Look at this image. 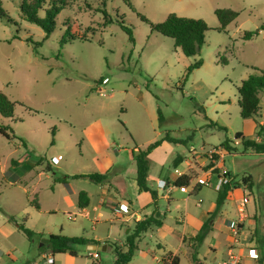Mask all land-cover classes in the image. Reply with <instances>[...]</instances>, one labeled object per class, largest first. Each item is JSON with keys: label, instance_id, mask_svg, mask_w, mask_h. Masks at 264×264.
Returning <instances> with one entry per match:
<instances>
[{"label": "rangeland", "instance_id": "374dc122", "mask_svg": "<svg viewBox=\"0 0 264 264\" xmlns=\"http://www.w3.org/2000/svg\"><path fill=\"white\" fill-rule=\"evenodd\" d=\"M129 2L133 10L123 0H74L59 11L47 38L43 28L21 18L19 0L1 2L12 23L0 19V92L13 102L14 111L10 118L0 116V124L9 125L15 137L7 139L0 134V264H46L37 247L49 234L88 238L98 234L102 241L118 244L128 228L126 223L105 220L115 212L112 208H103V217L96 223L80 214H68L61 193L48 188L50 180L44 175L28 194L21 178L7 184L2 176L24 157H46L51 169L42 161V170L40 163L36 170L48 177L51 173L60 177L97 172L94 150L107 148L111 139L121 141L123 129L136 144L143 145L167 133L174 139L169 143L171 151L163 146L149 155V183L154 186L167 168L173 170L171 158L187 154L190 146L206 156L201 172L214 164L211 147L226 141L230 150L220 165L232 171L237 182L261 156L244 150L240 141L235 144L234 135L241 132L244 137H254L263 121L264 90L258 92L259 115L243 119L237 87L252 72L253 64L264 62V39L246 42L243 38L244 32L253 35L257 28H264V0ZM216 8L238 12L225 32L217 30ZM139 13L152 23L169 13L200 18L209 30L198 54L185 56L171 38L143 22ZM108 18L112 22H107ZM119 20L133 29V43ZM68 29L73 37H64L60 43ZM16 32L18 38H13ZM35 42L39 45L34 46ZM197 60L202 64L187 73V66ZM62 152L65 155L54 157L57 162L53 163L50 156ZM220 169L213 167L211 172ZM190 173L196 177L197 171ZM74 183L89 190L96 200L97 182L78 177ZM33 195L41 210L29 204ZM163 212L168 215L165 209ZM8 215L43 236L29 241L8 221ZM5 224L13 229L8 236L1 231ZM141 245L145 247L144 242ZM75 250L77 256L72 258L58 254L61 264H114L111 247L88 250L86 245H75ZM94 253L98 257L90 256ZM134 257L129 264H141V256Z\"/></svg>", "mask_w": 264, "mask_h": 264}, {"label": "crops", "instance_id": "0c3cea01", "mask_svg": "<svg viewBox=\"0 0 264 264\" xmlns=\"http://www.w3.org/2000/svg\"><path fill=\"white\" fill-rule=\"evenodd\" d=\"M243 38L246 42L264 39V28H257L256 34L247 38L243 36ZM252 67L264 70V62L261 66L259 64H253ZM255 117L246 119H254ZM123 132L124 135H122L121 141L115 143V140L111 139L108 141L107 148L94 150L97 172L103 173L108 171L106 180L98 183L99 187L96 189L98 196L96 200L93 199V194L89 190L83 189L77 183H74L78 178H68L64 182L55 181L57 177L54 176V173H51V176L48 177L47 173L40 171L42 170V161H46L47 170L51 169V165L46 157H24L20 165L17 160L16 165H12L14 168H11L9 173L5 177L2 176V178L7 181V184L14 183L20 178L23 179L26 183L25 188L28 194L31 190L35 191L41 176L44 175L50 180H47L48 188L53 192L58 191L61 193V198H63L65 203L64 209L67 210L68 214H80L89 217L93 223L98 222L103 217V208L114 209V213L111 211L112 216H109L105 220L109 224H114V222L126 223L128 228L125 232L124 239L122 238L121 242L118 243V245H123L126 235L129 233L134 221L148 216L154 209L150 194L144 191L140 192L135 181V153L137 147L144 145L136 144L126 129H123ZM249 139H256V135ZM169 143L170 141H163L150 154L160 150L163 146H166V151H171ZM214 147L224 149L221 145L213 146L211 149ZM166 151H164L165 154ZM187 151V154L177 153L171 158L174 171L167 168V173L164 176L158 177L154 186L149 183L148 174V184L157 193L156 206L157 211L161 215L162 224L158 227L148 229L138 238V250L135 255L141 256L140 263L169 264L167 261H164V258L167 253H170L171 258L174 256L178 258L177 264H217L226 257L228 249L233 248L241 256L240 264H264V154L260 153L261 156L250 166V171L245 172V175L241 177V181L237 182L235 178L233 179L235 174L228 169H224L221 165L214 164L207 170L199 172L201 166L206 162L204 152L197 151L193 146H190ZM224 152L225 155L228 154L225 149ZM58 155L64 156L65 153L52 154L50 157H58ZM37 163H40L39 168L41 169L39 171L36 170ZM214 166H217L219 169L221 168V171L211 172ZM19 167H21V170L17 171ZM175 169L179 171L180 175H191L192 173L190 171H197L196 177L190 180L185 191H181L174 184L175 178L179 176L175 173ZM223 170L231 172L232 183L236 184H232L226 192L220 208L212 219L211 229L203 238L202 242L194 247L192 245L193 242L189 238L196 235L201 225L215 211L218 180ZM77 173L87 174L90 172ZM72 174L75 173L67 175ZM245 176L248 177L246 181L244 180V178H247ZM198 177H205L206 184L196 185V179ZM81 178L87 179L88 177ZM162 180L166 182L163 188L158 186L162 183ZM111 189L114 191H111ZM81 190H84L89 197V203L83 209H79L77 206V195ZM129 193L132 197L129 196ZM243 197L247 198V202L243 207L245 216L241 217L239 213L242 208L240 203ZM34 198L37 200L39 207L36 208L29 204L35 209L41 210L40 203L35 195L29 199V202ZM125 209H127V212L120 211ZM163 209L168 212L167 216L164 214ZM235 224L238 228V233L235 238L236 242H234L231 233V227ZM12 230V227L7 224L1 227V231L6 236L11 234ZM89 239L98 241L100 243L98 245L105 244L106 248L111 247V244L107 241H102V236L98 234H94V237ZM145 240L149 243H146ZM142 242L145 243V247L141 245ZM156 249L160 252L157 253ZM250 249H255L257 253L256 257H250L248 255ZM193 253L195 255L194 259L192 257ZM58 254L51 255L48 252H42L38 255L41 257L51 256L53 258L52 264H61L62 261L59 259L60 256ZM65 254H68L71 258L75 257L67 252ZM90 256H93V254H90ZM134 256L130 262L135 260ZM134 264L139 263L135 262Z\"/></svg>", "mask_w": 264, "mask_h": 264}, {"label": "trees", "instance_id": "16d2710c", "mask_svg": "<svg viewBox=\"0 0 264 264\" xmlns=\"http://www.w3.org/2000/svg\"><path fill=\"white\" fill-rule=\"evenodd\" d=\"M74 0H19V11L20 16L23 20L36 24L43 28L46 32L44 38H47L49 34L54 29L56 16L59 11L64 7L68 6ZM2 0H0V19L6 21L7 23H12L6 13L2 9ZM123 2L128 5V7L133 10L129 0H123ZM104 6V3H102ZM216 18L218 20L217 30L224 31L229 23H231L238 15V12L231 8H216L214 10ZM140 19L149 24L152 30L159 32L161 35L169 37L173 40L174 45L179 47L181 52L185 56H194L198 54L201 45L204 43L205 33L209 30L207 24L204 20L200 18H189L178 16L174 13H169L162 21L152 23L144 15L138 14ZM107 22H112L111 19H107ZM120 27L126 32L128 40L133 43V29L128 25L124 24L123 20H119ZM68 30L64 31L60 39V43L64 42V37H73L68 33ZM253 32H244V37H249ZM13 38H18L17 32L13 35ZM26 41H31V38H27ZM35 45H39V42H35ZM36 50V47H34ZM225 62V60H224ZM202 64L201 60H197L192 64L187 66V73L192 69L198 68ZM252 72L243 79L240 85L237 87L238 94V108L239 115L241 118H253L259 114V97L258 92L264 90V70L257 67H251ZM101 81V80H99ZM14 111V104L9 99V97L0 92V116L5 118L12 117ZM213 124V123H212ZM0 134L7 139L15 137L12 128L9 125L0 124ZM236 140H239L242 148L244 150L249 149L255 153L264 154V123L258 124V129L256 131V139H249L243 136L241 132H236L234 135ZM174 141L170 138L168 134H164L161 138L155 139L154 141L142 146L137 147L135 153L136 162V175L135 181L140 192H148L151 196L152 203L154 205L153 211L142 219H136L133 226L131 227L129 233L126 235L125 242L123 245L111 244L112 250L114 252V264H128L136 251L138 250V238L140 235L150 228L158 227L162 224V219L160 213L157 211L156 199L157 193L148 184V170H149V154L150 152L158 147L163 141ZM221 146L228 152L230 148L227 146V142L223 141ZM217 157V155H215ZM215 157V158H216ZM40 159V158H39ZM12 162L15 163L14 160ZM212 165V163L210 164ZM209 165V166H210ZM108 171L103 173L91 172L87 174L75 173L72 175L64 174L63 176L55 178V181H66L68 178H78V177H88L94 182L100 183L106 180ZM194 176L191 175H179L175 178L174 184L176 186H188L191 179ZM248 179L244 178L246 181ZM231 181L222 182L217 191L216 197V209L213 213L209 215L207 220L201 225L199 231L193 237H190L194 247L198 246L206 234L212 227V219L218 209L220 208L226 192L231 187ZM250 186V185H249ZM34 207L38 208L39 204L34 198L29 202ZM89 203V197L84 190L78 192L77 195V206L79 209L85 208ZM1 210V207H0ZM8 221L15 224L17 229L21 231L24 236L31 242H33L36 237L40 239L43 234L37 233L24 225L23 222H18L13 215L7 216ZM48 241L37 247L39 253L48 252L51 255L58 253H69L70 255L76 256L77 252L75 250V245H87L89 243L100 244L98 241H94L85 237L84 235L67 236L61 233L49 234ZM195 253V252H194ZM192 255L193 259L195 255ZM164 261L169 264H177V257H170V253L165 255ZM93 264H100L98 261H93Z\"/></svg>", "mask_w": 264, "mask_h": 264}, {"label": "built area", "instance_id": "2783aa9c", "mask_svg": "<svg viewBox=\"0 0 264 264\" xmlns=\"http://www.w3.org/2000/svg\"><path fill=\"white\" fill-rule=\"evenodd\" d=\"M263 121L260 120L259 124L261 123H264V116H263ZM234 143L235 144H238L239 143V140H234ZM210 152L214 153L215 155H217V157L214 159V164L215 165H220L221 162H222V159L224 157V149H221V148H213ZM52 162L53 163H56L57 162V159L52 157L51 158ZM213 164V165H214ZM215 167V166H214ZM217 167V166H216ZM175 173L177 175H180L179 171L177 169H175ZM232 180V174L227 172L226 170H224L222 172V175L220 176L219 180H218V188L220 186V184L222 182H228V181H231ZM162 183L159 184L158 186L163 188L165 185H166V182L164 180L161 181ZM200 184H206V178L205 177H198L196 179V185H200ZM188 186H178V188L181 190V191H185L187 189ZM247 202V198L246 197H243L242 200H241V209H240V216L241 217H244L245 214H244V210H243V207L245 205V203ZM122 212H127V209L125 210H121ZM231 233H232V236H233V240L234 242H236V235L238 233V228H237V225L235 224L233 227H231ZM248 255L250 257H256L257 256V253L255 251V249H250L249 252H248ZM94 257H98V255L96 253L93 254ZM241 262V256L235 252L233 250V248H229L228 249V252H227V255L225 258H223L222 260H220L217 264H240ZM53 263V258L51 256H47L46 257V264H52Z\"/></svg>", "mask_w": 264, "mask_h": 264}, {"label": "water", "instance_id": "95a60500", "mask_svg": "<svg viewBox=\"0 0 264 264\" xmlns=\"http://www.w3.org/2000/svg\"><path fill=\"white\" fill-rule=\"evenodd\" d=\"M47 241H48V237L41 238V242H40L39 246L42 245L43 243L47 242ZM86 248L88 250H101V249H105L106 245L105 244L98 245L95 243H89L86 245Z\"/></svg>", "mask_w": 264, "mask_h": 264}]
</instances>
